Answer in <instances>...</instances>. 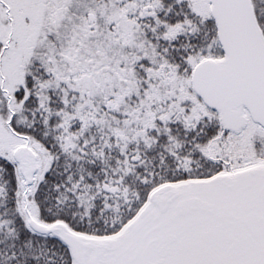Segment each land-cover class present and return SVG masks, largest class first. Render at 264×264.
Wrapping results in <instances>:
<instances>
[{"label":"snow or ice","instance_id":"1","mask_svg":"<svg viewBox=\"0 0 264 264\" xmlns=\"http://www.w3.org/2000/svg\"><path fill=\"white\" fill-rule=\"evenodd\" d=\"M0 264H264V0H0Z\"/></svg>","mask_w":264,"mask_h":264}]
</instances>
